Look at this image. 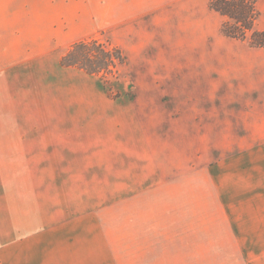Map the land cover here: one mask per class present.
Here are the masks:
<instances>
[{"label":"rangeland","instance_id":"obj_1","mask_svg":"<svg viewBox=\"0 0 264 264\" xmlns=\"http://www.w3.org/2000/svg\"><path fill=\"white\" fill-rule=\"evenodd\" d=\"M45 1L0 0V234L19 227L18 236H29L48 222H123L139 212H169L171 220L188 212L197 225V264H252L254 241L264 237L263 207L247 209L236 168L220 163L228 151L208 150L205 134L190 128L194 113L204 121L194 103H160L170 118L146 117L148 104L158 105L134 102L140 117H133L123 98L117 101L124 65L99 79L75 68L48 71L39 58L47 41L60 55L89 39L124 53L140 39L125 20L128 7L120 0ZM45 93L48 116L39 109Z\"/></svg>","mask_w":264,"mask_h":264},{"label":"crops","instance_id":"obj_2","mask_svg":"<svg viewBox=\"0 0 264 264\" xmlns=\"http://www.w3.org/2000/svg\"><path fill=\"white\" fill-rule=\"evenodd\" d=\"M210 1L120 0L128 7L125 20L134 22L140 39L120 51L126 86L117 101L123 98L133 117H140L134 102H145L158 105L148 104L152 108L143 110L146 117L162 112L170 118L160 103H194L204 121L198 124L202 115L194 113L190 128L205 134L208 150L228 151L221 153V165L236 168L247 209L257 212L259 205L263 213L264 48L224 36V18L208 7ZM260 4L264 7V0L255 2L254 28L264 31ZM41 30L48 37L46 25L40 24ZM145 33L150 39L144 44ZM47 46L39 57L46 69H66L59 64L64 54H56L57 46L48 41ZM39 109L48 116V93ZM139 214L138 220L123 222H48V227L35 228L43 232L29 236H18L19 227L3 228L0 264H197V225L188 212L171 220L165 217L169 212ZM203 230L205 236V220ZM254 242L259 248L252 250L251 262L264 264V237Z\"/></svg>","mask_w":264,"mask_h":264},{"label":"trees","instance_id":"obj_3","mask_svg":"<svg viewBox=\"0 0 264 264\" xmlns=\"http://www.w3.org/2000/svg\"><path fill=\"white\" fill-rule=\"evenodd\" d=\"M256 0H211L208 7L224 18L221 32L224 36L248 42L252 48H264V31L254 28L257 17ZM124 59L117 47L107 49L97 40L73 43L60 58L64 68H75L86 75L104 79L123 65Z\"/></svg>","mask_w":264,"mask_h":264}]
</instances>
